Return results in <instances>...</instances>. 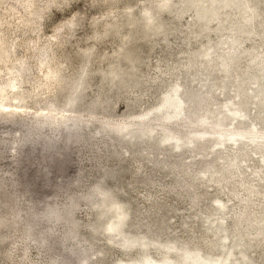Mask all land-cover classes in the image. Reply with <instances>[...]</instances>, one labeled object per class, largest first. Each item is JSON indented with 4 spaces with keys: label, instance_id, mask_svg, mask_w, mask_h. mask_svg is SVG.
I'll list each match as a JSON object with an SVG mask.
<instances>
[{
    "label": "rangeland",
    "instance_id": "1",
    "mask_svg": "<svg viewBox=\"0 0 264 264\" xmlns=\"http://www.w3.org/2000/svg\"><path fill=\"white\" fill-rule=\"evenodd\" d=\"M0 42V217L21 211L18 225L0 227V264H81L79 249L90 246L87 264H140L144 255L161 258L164 244L174 246L175 264H191L182 260L185 250L231 254L229 264H264V0H167V6L163 0H0ZM192 56L195 70L183 71ZM176 86L185 115L163 119L156 107ZM71 87L83 98L75 107L68 105ZM188 88L210 100L209 113H192ZM98 95L108 105L96 115L109 120L73 119L88 117ZM203 116L207 124L191 123ZM33 127L38 138L26 140ZM200 132L204 137L181 150L160 142L167 133L183 143ZM218 135L222 147L215 145ZM184 159H192L191 182L204 196L196 208L184 185L170 188L185 168L161 165ZM230 161L236 167L224 170ZM107 167L118 171L110 177ZM227 177L228 189L212 182ZM99 181L103 197L81 200L71 211L80 233L70 239L65 221L45 211L67 209L72 195ZM249 194L255 196L244 203ZM112 200L126 207L124 233L150 246L128 247L108 232ZM162 206L163 213H153ZM245 211L252 215L244 216L246 226L237 216ZM159 219L168 223L164 232H147ZM91 220L95 233L87 228Z\"/></svg>",
    "mask_w": 264,
    "mask_h": 264
},
{
    "label": "trees",
    "instance_id": "2",
    "mask_svg": "<svg viewBox=\"0 0 264 264\" xmlns=\"http://www.w3.org/2000/svg\"><path fill=\"white\" fill-rule=\"evenodd\" d=\"M106 34L104 33V36ZM195 56H192L191 59H190V63L189 62H186L184 64V67H183V71L185 72H188L190 71L192 68L193 70H195V67H193L194 65H192L196 60H195ZM192 62V63H191ZM204 69V66H199V70L198 72L201 73V70ZM179 71V73L177 74V78L179 79V81H183V78L185 79V75L183 77V72ZM205 71H206V68H205ZM206 78V77H205ZM105 81H107V78L104 79ZM83 82V80H82ZM199 81H195V83H197ZM206 81H202V87H203V84L205 83ZM78 87H80V85H78ZM78 87H75L74 88H70L69 89V101H68V105L69 106H74L75 105H79V103H81L82 99L83 98H78L77 97V94H76V89ZM181 90H183V88H181ZM219 92H221V90H219ZM187 93H188V97H189V100L191 101V104H192V113L193 112H206V113H209V106H210V100L205 97L201 92L197 91L196 88H188L187 90ZM106 105H108L107 103H105L104 101L101 100V97L98 95L96 96L93 100H91L88 104V108L89 110L93 111L91 112V114L88 116V117H83L82 115H77L76 117H74L73 119H77V120H87V123H92L94 120H101L103 122H106L107 120L109 119H99L98 116L96 115V112L99 111L100 109H104L105 107H107ZM220 116V115H219ZM222 116L220 117H217L216 119V123L215 125L219 126V121L221 119ZM193 122L191 123H198V124H202V125H205L207 124L209 121H207L206 117H198L197 119H194L192 120ZM207 121V122H206ZM36 130L37 128L36 127H33L32 130L30 131L31 133H29V135L27 136V139L26 140H30V139H33V140H36L38 137H37V134H36ZM76 139L75 142L77 143H82L83 140L85 139V137L81 136V137H75ZM73 139L72 138H66V141H65V144H69ZM77 140V141H76ZM46 144V143H45ZM126 154V153H125ZM212 154L208 152L207 156H211ZM164 155H160V157H163ZM205 155L203 154H200L198 155L197 158H195L194 160H199L201 157H204ZM192 159H184V160H179V161H171V162H161V165H163V170H168L170 167L171 168H177L178 170L181 169V168H185V171L183 172H178V176H182L180 181L177 182L173 187H170L171 189L173 190H176L178 187H182V185H184V187H186L187 189V192H186V195L188 197V199L191 201V204L193 205V208H196L199 204H201L202 202V198L204 197L203 195H201V193L195 189V187L193 186L192 184V178H190L193 173L192 169L189 167L188 165V162L191 161ZM231 165H226L227 168H224V170H228L229 168H235V161H230ZM150 164H154L153 161H150ZM160 165V164H159ZM206 166V165H205ZM208 166H211V165H208ZM207 168H210V167H207ZM116 171H118L115 167H107L105 169V175H108L110 177H112L111 175H113V173H115ZM173 174V173H171ZM170 174V175H171ZM222 173H218V176H221ZM255 175H257V173H255ZM254 175V176H255ZM184 177V178H183ZM196 177V176H195ZM186 178V180H185ZM198 178V177H196ZM232 177H227L226 179H223V180H216V181H212V182H215L219 185L222 186L223 189H228L229 186L233 185V180H231ZM152 181V179L150 178H147V180H144V183L146 184H149L150 182ZM143 182H141L140 184H142ZM101 184L102 182L99 181L98 183H96L93 187H91V189L89 191H87L86 193H84L83 195H72L71 199H69V204H68V208L66 209H63L62 211H57V209H55V207H47L46 209V214L47 215H51L54 219L56 220H62V221H65V232L67 234V237H69L70 239H74L77 235H79L80 233V230H79V223L73 219L72 217V210L75 206H77V203L81 200H86V201H89L90 199H92L93 197H95L96 195L99 194V196H102L103 197V194L104 193H100L99 192V188L101 187ZM240 184V183H239ZM238 184V185H239ZM244 185L248 183H243ZM243 185V186H244ZM122 183L120 181H116L115 183V186H114V191H117L118 193L122 192ZM170 189V190H171ZM234 190V189H232ZM111 192V191H110ZM236 197H238V195L236 194L235 195ZM253 196H255V194H249V196L246 197V199H243V202L244 203H248V200L251 199ZM93 209L95 208V206L93 205L92 207ZM34 209V204L32 203L31 207H30V210L32 211V214L31 215H36L37 212L36 211H33ZM163 209L164 207H159L157 210H153L156 215H160L161 213H163ZM95 210V209H94ZM244 210V209H243ZM244 212V211H242ZM246 213H241V214H238V218L239 220L241 221V223L245 226L247 225V220L244 218L245 215H249V217L252 218V215L248 212V211H245ZM142 213V210L139 211L137 210L136 212V218L138 217V220H139V215ZM19 216H21V211L19 210H16L14 213H12L11 215H9V217H7L6 215L3 216V217H0V227L1 226H9L11 228L15 227V225H18L19 224ZM264 216V213L263 215ZM152 217L154 218V215H152ZM94 220V219H93ZM93 220L89 221V223L87 224V228L88 230L91 232V233H95V229H94V226H95V223H93ZM136 220V222L138 221ZM154 219H152L151 221H153ZM260 222V221H259ZM255 225L257 224V221L254 222ZM239 224V223H238ZM261 224V223H260ZM263 224V222H262ZM185 225V223L183 224ZM24 229H25V234L26 236L29 238L32 234H33V230H32V227H30L29 225L28 226H23ZM168 227V223L167 221L165 222L164 220L162 219H159V221L156 223L155 222V225L150 227L149 225H146L145 228L147 229V232H153L155 236H159V233L160 232H164V230ZM236 229H238V225L235 227ZM215 239V238H214ZM193 240V239H192ZM43 242V240H42ZM195 242H199V241H195ZM252 242H255V240H252ZM209 245H212L211 243H208ZM75 250H78L77 248ZM91 250V246L90 247H86V248H83V249H79V252H81L83 254V258L85 259H82V263L81 264H87V258H86V255L85 253H88L89 251ZM99 254V253H97ZM98 256V255H96ZM94 256V257H96Z\"/></svg>",
    "mask_w": 264,
    "mask_h": 264
},
{
    "label": "bare ground",
    "instance_id": "3",
    "mask_svg": "<svg viewBox=\"0 0 264 264\" xmlns=\"http://www.w3.org/2000/svg\"><path fill=\"white\" fill-rule=\"evenodd\" d=\"M212 1L214 2L216 0H212ZM163 2H164V5L167 6V0H163ZM4 51L5 50H3V53ZM203 55L205 56L204 58L209 57L208 52H204ZM222 71L223 72L227 71L226 65L222 67ZM179 93H180V89L178 86H176L171 91L165 94L163 101L156 107L158 112L163 117V119H166V120L172 119V118L174 119V118H179L185 115L183 103L181 101ZM242 117H244L242 113L240 112L234 113V118L238 119ZM252 130H254V128H251V131ZM195 137L202 138L204 137V133L203 132H200L197 134L192 133L188 135V138L183 143L179 141L178 136L167 133L165 136L162 137L160 142L162 145L163 144L172 145L174 150H177V149L181 150V148H183L184 146H187V147L194 146L196 142ZM224 139L225 138L218 135L216 137L215 145L220 146V147L224 146L226 144V141H224ZM229 140H230V143L233 145L238 144L236 143L237 139L235 138V136H231ZM217 206L219 207V210L221 211L225 210L224 204H222L219 200H217ZM110 208L114 211V216L111 218L107 226V230L109 233H113L118 236L124 237L123 244L128 247L134 244H141L142 247L146 248L147 246H150V244H152L150 242L144 241L143 239L138 240L136 237H132V236L129 237L124 233L123 228L125 226L126 219H127V210L123 204L117 202L116 200H112L110 203ZM163 248L165 249V254L161 258L152 260L148 255H144L140 261V264H175L176 260L170 261V256H169V253L174 251V246L171 244H164ZM182 260L189 261L191 264H229L232 258H231V254H228L225 257H208V256H204L200 252L185 250L183 252ZM117 264H123V263L118 262ZM127 264H131V262Z\"/></svg>",
    "mask_w": 264,
    "mask_h": 264
}]
</instances>
